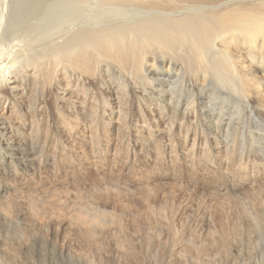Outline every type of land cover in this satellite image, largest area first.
Listing matches in <instances>:
<instances>
[{
    "label": "bare ground",
    "instance_id": "6f19581e",
    "mask_svg": "<svg viewBox=\"0 0 264 264\" xmlns=\"http://www.w3.org/2000/svg\"><path fill=\"white\" fill-rule=\"evenodd\" d=\"M48 90L52 112L84 118L89 141L71 126L41 124ZM1 104L0 212L20 197L19 185L84 158L88 145L105 159L110 124L121 143L128 121L136 147L147 136L168 139L156 153L163 161L194 162L196 131L213 126L215 159L201 161L204 172L213 169L215 203L258 194L260 209L246 217L257 229L264 219V156L259 170L247 165V119L258 131L264 124V0H0ZM190 142L192 151L180 149ZM224 216L215 214L216 229L235 241Z\"/></svg>",
    "mask_w": 264,
    "mask_h": 264
},
{
    "label": "rangeland",
    "instance_id": "374dc122",
    "mask_svg": "<svg viewBox=\"0 0 264 264\" xmlns=\"http://www.w3.org/2000/svg\"><path fill=\"white\" fill-rule=\"evenodd\" d=\"M47 92L41 124L47 128L54 125L60 132L71 126L75 134H83L89 141L91 132L85 119L52 112L53 94ZM113 107L119 110L117 105ZM112 118L116 122V117ZM139 124L132 120V125ZM250 124L247 119V165L256 171L260 168L254 166L261 164L259 158L264 156V124L259 131ZM110 125L107 135L111 143L101 149L106 151L105 159L88 145L84 158L72 160V156L54 173L45 170L38 183L19 185L23 188L20 197L3 202L10 208L0 212L5 217L0 216V264H264V219L257 229L246 217L247 208L260 209L258 194H246L232 203L226 198L215 203L211 194L213 169L204 172L202 168L205 156L210 155L209 162L215 159L213 126L206 129L203 125L196 131L203 134L196 162H184L156 156L169 143L167 138L147 136L148 140L144 138L136 147L131 142L135 131L128 121L121 143L120 134L112 130L117 125ZM62 139L68 143L66 137ZM182 139L179 136L174 142L182 146ZM191 145L179 148L192 151ZM219 156L224 159L227 155L222 152ZM216 213L226 215L224 231L237 240L220 235L214 223Z\"/></svg>",
    "mask_w": 264,
    "mask_h": 264
}]
</instances>
